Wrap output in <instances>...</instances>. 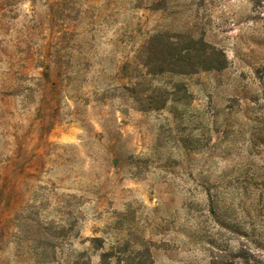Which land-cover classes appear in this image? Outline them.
Instances as JSON below:
<instances>
[{"label": "rangeland", "instance_id": "1", "mask_svg": "<svg viewBox=\"0 0 264 264\" xmlns=\"http://www.w3.org/2000/svg\"><path fill=\"white\" fill-rule=\"evenodd\" d=\"M178 35L223 67L144 78ZM238 256L264 264V0H0V264Z\"/></svg>", "mask_w": 264, "mask_h": 264}, {"label": "trees", "instance_id": "2", "mask_svg": "<svg viewBox=\"0 0 264 264\" xmlns=\"http://www.w3.org/2000/svg\"><path fill=\"white\" fill-rule=\"evenodd\" d=\"M183 38H185V36L182 35H178L176 37H166L165 48L163 49V52H161L162 54H158V52H160V48H158L159 45L157 43L158 36L150 37L145 42V45L140 51L138 57L139 65H141L145 70L143 77H156L163 74L183 76L197 73L200 70H220L223 67L222 62L214 58L216 51L214 48L208 46L203 41H196L193 39L190 40V38L188 41H185ZM196 52L199 53L198 57L195 56ZM130 91L136 98H145V101L149 103V107L151 108L154 107L160 97L155 90H153L149 96L143 97L142 93L137 92L136 86L132 87ZM171 95L174 96V100L172 101L176 103L178 101L177 93L173 92ZM20 157V160L17 162L19 167H17L18 169H14L16 172H19V174H17L14 171L16 176L25 174L28 169V166H26L27 164L24 162L23 155ZM11 173L13 172H10L4 177L3 186H8V182L14 178ZM238 259L239 262H235V260H233L231 264H263L246 256H238Z\"/></svg>", "mask_w": 264, "mask_h": 264}]
</instances>
